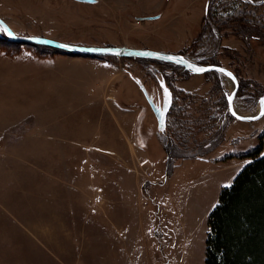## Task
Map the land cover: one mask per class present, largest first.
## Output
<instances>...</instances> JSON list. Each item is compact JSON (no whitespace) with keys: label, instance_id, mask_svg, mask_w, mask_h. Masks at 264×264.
<instances>
[{"label":"rangeland","instance_id":"obj_1","mask_svg":"<svg viewBox=\"0 0 264 264\" xmlns=\"http://www.w3.org/2000/svg\"><path fill=\"white\" fill-rule=\"evenodd\" d=\"M206 5L209 16L203 14ZM237 15L252 31L239 29L233 21ZM0 19L20 37L86 47L183 52L197 66L220 65L240 81L233 103L236 113H259L258 97L264 94V0H95L91 4L0 0ZM0 35L8 40L2 31ZM15 52L6 55L0 50V130L20 122L0 143V264H204L208 214L242 162H226L223 157L231 150L256 146L264 134V116L252 123L236 122L226 102L224 106L232 82L220 73L197 78L133 60L114 63L131 73L133 80L107 73L101 78L89 66L95 57L22 45ZM161 73L172 77L176 98L162 129L138 87L143 86L148 98L161 106ZM200 84L210 89L206 97L190 90ZM98 94L114 96L122 108L137 111V137L143 147L142 155L120 150L110 156L111 161L122 160L130 172L124 175V254L117 261L103 252L101 215L83 223V210L69 204L66 189L59 185L68 173L64 168H44L43 161L56 159L57 154L38 149L39 132L69 130L73 123L83 132H103L104 140L109 134L111 142L119 118L112 107L102 118L96 102L88 105L87 99L96 100ZM23 132L28 139L15 143L12 139ZM168 142L174 147L171 156L204 158L178 159L167 174L162 147ZM260 142L262 156L264 136ZM66 155L62 152L61 158ZM141 157L149 163L138 166Z\"/></svg>","mask_w":264,"mask_h":264},{"label":"crops","instance_id":"obj_2","mask_svg":"<svg viewBox=\"0 0 264 264\" xmlns=\"http://www.w3.org/2000/svg\"><path fill=\"white\" fill-rule=\"evenodd\" d=\"M92 60L95 62L88 64L90 67L94 66L96 68L98 76H101V78L103 77L102 74L107 73L117 78L122 76L132 79L125 73L124 70L120 69V67L116 66L112 62L101 59ZM122 81H124V79ZM195 89H197V93H203V97H206L210 90L203 89L202 84L190 88V90ZM87 100L88 105H94L95 102L97 103V107L102 118H106L109 115L110 107L117 112V116L114 117L119 118V120H116V131L112 133L111 142L109 141L110 137L108 133V135L105 134L107 139L104 140L103 132L98 131L95 134H91L90 131L83 132L82 129L77 127V123H73L70 125L69 130L64 131L62 128L58 127V129L53 133L39 132L38 149L39 151L44 152L54 151L55 154H57L58 158L43 161L44 168H64L65 173H68V175L61 180L59 185L63 188V190L66 189L67 193L64 197L68 199L69 204L83 210L82 212L86 219L83 223L87 225L90 223L93 216L101 215L103 221V223L100 224L101 230L103 231L101 238H103L102 242L105 245V248L104 245L102 246L103 252L106 250L107 255L112 257L111 259H115V261H117L118 259L123 258L124 254V234L126 229L125 210L123 207L125 194L124 175L128 171L126 170L125 165L122 164L124 163L122 160L114 159L111 161L110 156L116 155L115 152L120 150L125 152L129 151L130 155H134V153L142 155L143 147L139 145V138L137 137L138 113L136 110H127L122 108L117 103L116 98L114 96H110L109 94H98V98L96 100L94 99V96L88 98ZM40 109L42 108H39V110ZM60 117L61 116H57V118ZM19 123L20 122L18 121L14 124H9L0 130V143L10 137L9 135L11 134L8 132L9 129H11V127L15 128L19 125ZM25 132H23L20 136H16L17 139L15 137L12 140H15L16 143V140L20 141L23 137H25L21 141H26L29 136H27L28 134H25ZM231 151L228 155L233 153ZM62 152L67 153L65 159L61 158ZM236 152L244 151L236 149ZM228 155L226 154L225 156L227 157H223L226 162H232L234 160L242 161L240 163L241 165L237 167L239 171L249 163V159L231 158L228 157ZM187 159L183 158L180 161ZM146 162H148V158L141 157L138 159L137 164L138 166H142ZM45 170L44 172H46ZM137 184L140 186L141 182L139 181ZM57 187L60 191L61 188L59 186ZM142 193L143 192L140 188L141 196ZM121 214H123L122 218H120ZM139 231L141 233L143 231L142 223L139 225ZM164 234L167 236V240L169 239L170 241H168L171 243L172 239L170 237V231L166 230L164 231ZM136 235H139L138 231L136 232ZM176 245L181 248V244L179 242H177ZM165 249L167 250V248ZM110 261L109 259L107 260L108 263H110Z\"/></svg>","mask_w":264,"mask_h":264},{"label":"trees","instance_id":"obj_3","mask_svg":"<svg viewBox=\"0 0 264 264\" xmlns=\"http://www.w3.org/2000/svg\"><path fill=\"white\" fill-rule=\"evenodd\" d=\"M206 16H209V10L207 11ZM214 16L215 15L213 14L211 18L214 19ZM237 17H239V15H237L233 21L238 25L239 29L252 31L247 26L245 20H238L239 18ZM248 21L249 20H247V22ZM0 44V50L6 55H8L9 52L16 54L15 51L19 45L59 52L42 46H33L26 43H13L9 40H5V38L1 36ZM177 54L181 55L183 52ZM95 58L112 63H120L121 61L132 62L133 60L154 63L163 66L162 68L166 67L164 68L165 71H168L167 69L175 71L176 69L177 73L191 76L190 73L184 71L181 67L155 60L117 59L114 57ZM123 70L127 75L134 79L132 74L127 72L125 68H123ZM161 76L162 80H160V83L164 84L169 90L171 98L175 101L176 98L174 97V91L171 89V87L174 86V83L170 82L172 77L166 73H161ZM235 77L239 80L237 76ZM238 86L239 91L240 81H238ZM179 93L185 95L183 91L179 90ZM186 96L189 97L188 94ZM260 97L261 96H259L258 99ZM225 102L226 100L224 101V106ZM171 109L172 107H170L167 114L172 111ZM170 126L171 125H169V127ZM263 136L264 134L258 138V144L252 149L244 152L227 154L228 156L235 155V157L240 159H249V163L236 174L232 184L228 188L221 190L217 204L208 214L207 234L204 243V264H264V155L261 156L262 144L260 142V139ZM168 146L165 145V147H162L166 154L163 165L167 174L171 173L172 168L178 159L196 157L204 158V156L197 155H194L195 157H174L171 156V151L174 150L173 144L168 142ZM180 146H182V144Z\"/></svg>","mask_w":264,"mask_h":264},{"label":"water","instance_id":"obj_4","mask_svg":"<svg viewBox=\"0 0 264 264\" xmlns=\"http://www.w3.org/2000/svg\"><path fill=\"white\" fill-rule=\"evenodd\" d=\"M79 3H94L95 0H73ZM158 16L149 17L139 20H154L157 19ZM0 28L6 29V31H2L3 34L7 37L10 42L17 43V44H31L35 46H42L46 48L53 49L55 51H59L68 55L73 56H85V57H114L117 59L125 58V59H140V60H155L158 62H164L172 65H176L181 67L184 71L190 73L191 75H203L209 72H215L223 74L232 82V88L229 95H226V104H227V112L228 114L235 119L236 121L242 123H252L260 120L264 114V94L258 99V106H259V113L253 116H243L236 113L235 109L233 108V103L238 91V80L234 76L232 72L229 70L216 66V65H204V66H197L192 61L187 59L186 57L180 54H166V53H159L153 52L149 50L139 49V48H127L126 46H117V47H108V46H100V47H86V46H76V45H69L63 44L51 39L41 38V37H20L17 36L6 24L3 20L0 19ZM1 36V35H0ZM168 57H172L173 59H168ZM183 59V62H178ZM194 68H202L205 69L202 72L194 71ZM220 69L224 71L221 72ZM230 73L231 76L227 75ZM139 90H141L155 120L157 123V127L162 129L165 125L166 115L171 107V94L169 90L161 84L163 90V100L161 106H156L150 98H148L145 89L143 86H138ZM165 89L169 94L170 100H166L165 96Z\"/></svg>","mask_w":264,"mask_h":264},{"label":"snow or ice","instance_id":"obj_5","mask_svg":"<svg viewBox=\"0 0 264 264\" xmlns=\"http://www.w3.org/2000/svg\"><path fill=\"white\" fill-rule=\"evenodd\" d=\"M0 31H6V29L0 28ZM168 59H173V58L172 57H168ZM178 62H183V59L181 58V60L178 61ZM204 70L205 69H202V68H194V71H196V72H202ZM220 71L223 72L224 70L220 69ZM227 75L231 76L230 73H227ZM165 96H166V100H170L169 94L167 93L166 89H165ZM262 114H264V113H262ZM225 186L227 187V186H230V185H225Z\"/></svg>","mask_w":264,"mask_h":264},{"label":"flooded vegetation","instance_id":"obj_6","mask_svg":"<svg viewBox=\"0 0 264 264\" xmlns=\"http://www.w3.org/2000/svg\"><path fill=\"white\" fill-rule=\"evenodd\" d=\"M207 11H208V8H207V5H206V7H205V9H204V15L206 16V14H207ZM216 66H220V65H216ZM221 67V66H220ZM228 70V69H227ZM231 72V71H230ZM209 73H215V72H209ZM206 74V73H205ZM191 76H193V75H191ZM239 81V80H238ZM239 122V121H238Z\"/></svg>","mask_w":264,"mask_h":264},{"label":"bare ground","instance_id":"obj_7","mask_svg":"<svg viewBox=\"0 0 264 264\" xmlns=\"http://www.w3.org/2000/svg\"><path fill=\"white\" fill-rule=\"evenodd\" d=\"M127 48H129V47H127ZM206 74H203V75H199V76H197V78H199V77H203V76H205ZM193 77V76H192ZM132 85V84H131ZM146 91V90H145ZM153 102V101H152ZM239 114V113H238Z\"/></svg>","mask_w":264,"mask_h":264}]
</instances>
